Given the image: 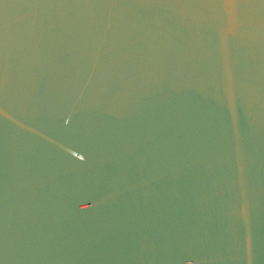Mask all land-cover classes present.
Returning <instances> with one entry per match:
<instances>
[{
	"label": "water",
	"instance_id": "water-1",
	"mask_svg": "<svg viewBox=\"0 0 264 264\" xmlns=\"http://www.w3.org/2000/svg\"><path fill=\"white\" fill-rule=\"evenodd\" d=\"M0 264H264V0H0Z\"/></svg>",
	"mask_w": 264,
	"mask_h": 264
}]
</instances>
